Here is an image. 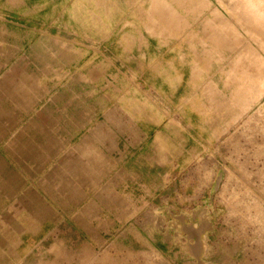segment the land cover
Returning a JSON list of instances; mask_svg holds the SVG:
<instances>
[{
  "label": "crops",
  "instance_id": "1",
  "mask_svg": "<svg viewBox=\"0 0 264 264\" xmlns=\"http://www.w3.org/2000/svg\"><path fill=\"white\" fill-rule=\"evenodd\" d=\"M260 73L264 57L239 38L218 0H0V143L28 136L25 118L46 89H63L66 76L78 78L75 89L86 77V89L113 91L101 136L72 147L90 178L102 181L79 219L96 223L88 230L104 246L137 245L144 264H264L263 243L238 245L253 234L250 223L264 222L256 210L264 169L254 151L264 134L252 131L264 126L253 112L254 89H264ZM54 146L61 153L63 141ZM222 171L214 205L225 210L224 226L198 236L143 229L159 220L160 205H202ZM27 191L24 183L13 187L12 219L22 224L2 219L0 226L14 231L0 244L14 252L30 245ZM219 251L225 259L211 262Z\"/></svg>",
  "mask_w": 264,
  "mask_h": 264
},
{
  "label": "rangeland",
  "instance_id": "2",
  "mask_svg": "<svg viewBox=\"0 0 264 264\" xmlns=\"http://www.w3.org/2000/svg\"><path fill=\"white\" fill-rule=\"evenodd\" d=\"M218 1L224 18L232 20L239 38H248L254 45L255 54L264 57V0ZM24 48L28 53H32L30 46ZM64 50L70 54L69 46L64 47ZM263 75L260 73V79L256 81H262ZM76 80L78 81V78L73 81L71 77L66 76L63 78V89H46V93L41 94L40 106L31 111L29 119L25 118L24 124L29 122L31 126L28 136H21L20 142L0 143V226L4 224L2 219L10 221L9 224H22L12 219L18 212L12 193L13 187L24 183L28 187V204L22 213L29 217V236L25 237V241H30L29 246L20 247L15 252L11 248L0 246V264H144L134 252L140 249L137 245L104 246L102 238L93 237L88 230L89 225L96 223L79 219L82 217L79 215L80 208L86 206L93 198L92 189H96L102 181L99 177L94 180L90 178L87 166L77 157V153L72 151V147L78 146L77 148L82 150L88 140L86 135H91V138L94 135L101 136L113 91L86 89V77H79V89H75L78 86L76 84L74 87ZM254 90L253 112L262 123L264 89ZM224 91L230 94L229 89ZM119 94L121 92L116 95ZM252 131L256 138L261 137L260 135L264 134V126L256 124ZM58 140L63 141L61 153H58L54 146ZM14 145L21 147L16 154L8 151V147ZM42 145L48 146L44 152L39 148ZM254 151L255 165L263 170L264 141H255ZM83 160L85 161V158ZM220 175L221 173L217 174L214 184L206 192L202 205L191 204L186 207L176 204L172 207L171 202L160 205L159 220L155 215L151 221L142 224L143 229H158L163 233L169 232L170 235L178 232L183 236L184 232L198 234L199 230L213 231L215 225L219 228L224 226L220 217L225 210L223 206L214 205L216 195L224 182L225 174L222 171L220 187L215 189ZM195 192L190 191L192 196ZM137 193L144 195L145 191L138 190ZM179 194L184 196V191H175L173 198L176 202ZM258 195L262 196L263 191L256 190V210L259 209L263 214L264 202L262 198L258 199ZM190 220H200L202 227L198 226L199 221L194 224ZM126 224L128 228H133L134 222ZM244 226L246 228V223ZM249 227H253L249 229L253 234L242 238L238 245L252 247L264 244V222L254 221ZM235 231L237 232V229ZM13 233V230L0 228V244L6 242L7 236H12ZM214 243L212 240L210 244ZM234 249L237 250V245ZM225 256L219 251V254H211L209 260L221 263Z\"/></svg>",
  "mask_w": 264,
  "mask_h": 264
},
{
  "label": "water",
  "instance_id": "3",
  "mask_svg": "<svg viewBox=\"0 0 264 264\" xmlns=\"http://www.w3.org/2000/svg\"><path fill=\"white\" fill-rule=\"evenodd\" d=\"M221 180H222V174L219 176V178L217 180V184H216V187H215L216 190L220 187Z\"/></svg>",
  "mask_w": 264,
  "mask_h": 264
}]
</instances>
